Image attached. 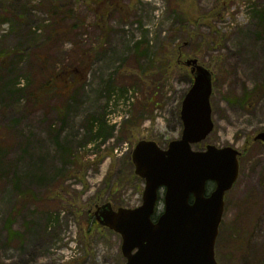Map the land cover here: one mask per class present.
<instances>
[{"label": "rangeland", "instance_id": "rangeland-1", "mask_svg": "<svg viewBox=\"0 0 264 264\" xmlns=\"http://www.w3.org/2000/svg\"><path fill=\"white\" fill-rule=\"evenodd\" d=\"M115 1L127 9L109 16L103 36L85 0H0V56L28 47L25 59L5 58L0 74V137L8 144L0 164V264L125 262L121 236L89 211L96 202L143 204L145 184L133 178L131 152L144 139L165 149L181 137L192 77L179 54L200 59L215 74V129L192 149L210 144L242 153L222 224L235 240L245 225L247 252L228 261L223 250L219 264L263 262L264 144L250 141L264 131V0ZM178 4L184 14L176 13ZM187 12L201 26H190ZM58 16L71 37L52 45L57 67L70 62L74 44L94 60L83 85L39 103L31 94L44 81L32 66ZM10 80L22 93L5 92ZM213 188L210 183L208 191ZM160 195L159 215L164 190ZM9 219L21 235L11 241ZM50 220H56L51 229Z\"/></svg>", "mask_w": 264, "mask_h": 264}, {"label": "water", "instance_id": "water-1", "mask_svg": "<svg viewBox=\"0 0 264 264\" xmlns=\"http://www.w3.org/2000/svg\"><path fill=\"white\" fill-rule=\"evenodd\" d=\"M185 65L191 68L194 81L182 102L181 138L171 141L167 149L144 139L131 154L135 175L145 181L143 205L114 210L106 203L95 212L102 227L121 235L124 264H218L215 244L225 195L239 178L241 153L215 145L193 151L192 146L215 129L213 73L198 59H189ZM255 140L264 142V131ZM208 182L215 184V190L206 196ZM161 187H166V210L154 223Z\"/></svg>", "mask_w": 264, "mask_h": 264}, {"label": "trees", "instance_id": "trees-1", "mask_svg": "<svg viewBox=\"0 0 264 264\" xmlns=\"http://www.w3.org/2000/svg\"><path fill=\"white\" fill-rule=\"evenodd\" d=\"M85 1L88 2L89 7L93 8L94 10L93 12H95L98 19V24L102 29L103 36H107V22L109 16L112 13H116V12L122 14L123 11L127 9V8L119 9L118 2L115 0H85ZM178 8H179L178 11H176L177 14L185 13V9L182 8L181 4H178ZM18 16L19 17H17V20L19 21L17 23V27L22 25V18L20 20V14ZM58 17L61 19L59 21H56L49 30L50 34L48 37L50 40L46 41L45 45L43 46L39 44L40 48L43 50L41 51L40 57H38L39 59L38 63L33 62V66H32L33 71L34 70L38 71V67L41 68L40 74L44 81L43 84H41L38 87V89L31 94L34 97V100L39 103H41V101L45 97L64 99L65 96L69 95L73 91V89L77 88L80 85H83L87 79V74L92 66V61L94 60V56H92L90 52L83 51L81 50L78 44H74L75 48L73 53H71L72 55L70 57V62L64 63L63 65H61L60 68L57 67L58 63H56L53 58L54 53L52 51L53 49L52 45L55 44L57 41L65 40L71 37V31L66 30L67 25L64 24L66 19L63 20L61 16ZM183 18L186 20V22L188 21V16H185ZM199 24H201L200 17L197 16L196 18L193 15V13H190V26H194L197 28ZM24 45L21 48H18L16 52L5 51L3 55L0 56V74L4 73L2 71L4 70L3 60L5 58H11V57H16V58L21 57V59L26 58L27 55L26 53H28V47ZM145 54H146L145 50L139 49L137 51L138 56L143 57ZM32 55H34V53ZM3 88L5 89V92H11L13 90L12 92L13 95L22 93L20 89L15 88V84L11 80L7 84H5ZM98 136H103V133L100 132ZM250 143L252 142L250 141ZM7 145L8 144L5 140H3V137H0V164L4 159L3 154L8 149L5 148ZM129 164L130 167H132L131 161L129 162ZM133 178L139 180L136 176H133ZM139 181L141 182V180ZM99 203L96 202L95 204H99ZM55 221L50 222L51 224V226L49 227L50 229L51 227H53V223ZM242 225L244 226V228L241 227V232L238 233L239 235L238 240L234 239L233 230L227 229L224 226L221 227L220 235L216 245L217 256L221 255V252L223 250L229 252L227 258L228 261L230 259L231 254L234 252L239 253L241 255L240 258L245 256V253L247 252L246 249L248 246V242H247L248 234L246 231L244 232L245 225L244 224ZM6 226L9 234L8 238L10 241L21 237V235L18 232L14 231L13 222H11V219L7 221ZM228 238L229 241L228 243H226L225 241ZM224 243L226 245L225 247L223 246ZM232 259L234 261L233 257ZM263 263L264 260L263 262L260 261L259 264H263Z\"/></svg>", "mask_w": 264, "mask_h": 264}]
</instances>
